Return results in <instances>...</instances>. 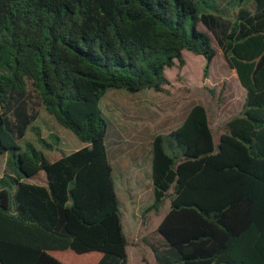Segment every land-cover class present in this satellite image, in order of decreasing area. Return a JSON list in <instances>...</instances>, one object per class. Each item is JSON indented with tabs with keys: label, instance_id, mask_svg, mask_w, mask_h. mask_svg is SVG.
<instances>
[{
	"label": "trees",
	"instance_id": "obj_1",
	"mask_svg": "<svg viewBox=\"0 0 264 264\" xmlns=\"http://www.w3.org/2000/svg\"><path fill=\"white\" fill-rule=\"evenodd\" d=\"M199 26L243 105L217 142L201 105L153 138L141 219L170 197L157 264H264V0H0V264H128L99 101L110 89L165 93L186 52L207 78L215 49ZM31 86L84 146L68 154L56 134L40 137ZM26 131L61 156L21 147ZM40 173L44 185L28 181Z\"/></svg>",
	"mask_w": 264,
	"mask_h": 264
},
{
	"label": "rangeland",
	"instance_id": "obj_2",
	"mask_svg": "<svg viewBox=\"0 0 264 264\" xmlns=\"http://www.w3.org/2000/svg\"><path fill=\"white\" fill-rule=\"evenodd\" d=\"M247 4L248 0H242L243 6ZM199 27L210 37L215 49L207 78H203V58L186 52L182 55L184 64H176L166 72L169 84L165 86V93L154 90L129 93L123 89H110L101 97L99 107L108 125L106 138L108 151L111 146L120 144L119 141H121L123 149L128 152L125 156L129 155L135 161L136 157L138 159L140 156L141 148H144L148 141H152L157 135H164L178 128L195 105H201L206 109L209 126L217 142L219 136L226 130V122L239 114L245 91L212 34L202 26ZM29 94V108L38 112V118L33 125L39 129L42 139L50 142L48 135L56 134L60 138L59 148L65 153L84 146L70 131L63 129L48 116L43 107L38 106L37 95L32 86L29 87ZM25 142H31L51 162L61 156L57 151L45 150L31 131H26L23 139L18 141L21 147ZM150 154L151 148L145 153L147 159H150ZM5 164L6 156L0 159V178L6 172ZM28 181L44 185L45 176L40 173L37 178ZM125 194L127 196V192ZM152 197L151 191L146 190L143 201L149 199L150 206ZM117 198L122 230L127 242L128 264H157L153 250H162L164 245L156 229L169 209L170 197L163 201L158 210L143 214V220L140 212H136L133 217L128 215V200L122 197L119 191H117ZM68 253L72 254L70 251ZM85 257L88 256L74 258L84 261Z\"/></svg>",
	"mask_w": 264,
	"mask_h": 264
},
{
	"label": "crops",
	"instance_id": "obj_3",
	"mask_svg": "<svg viewBox=\"0 0 264 264\" xmlns=\"http://www.w3.org/2000/svg\"><path fill=\"white\" fill-rule=\"evenodd\" d=\"M119 137L121 138V136ZM119 142L120 144L111 146L110 151H108L107 139H105L107 158L112 169L115 194L117 197V191H119L121 196L128 200V215L133 217L136 212H140L142 215L144 210L149 206L148 202L150 201L149 199V201H143L145 191H151L153 196L151 182V154L150 159H147L145 156V153L149 148L152 149V141H148L147 144L144 145V148H141L140 156L138 159L136 157L135 161L132 160L129 155L125 156L128 152L123 149L122 142ZM125 192H127V196ZM117 201L119 204L118 198ZM130 226H132V224H130Z\"/></svg>",
	"mask_w": 264,
	"mask_h": 264
}]
</instances>
